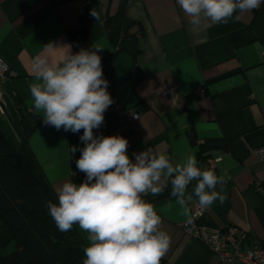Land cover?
Wrapping results in <instances>:
<instances>
[{"label":"crops","instance_id":"crops-1","mask_svg":"<svg viewBox=\"0 0 264 264\" xmlns=\"http://www.w3.org/2000/svg\"><path fill=\"white\" fill-rule=\"evenodd\" d=\"M120 0H0V57L11 70L3 92L18 96L25 112L38 127L28 140L29 149L47 182L55 191L75 176L74 153L85 145L78 133L57 130L43 122V112L32 104L29 84L34 81L32 62L37 55L58 61L71 46L68 32L85 28L95 49L110 60L104 78L113 103L95 135H121L129 141L127 153L152 148L180 163L195 156L202 168L229 178L227 199L204 208L200 226L239 228L252 239L264 241V160L255 149L264 145V3L237 13L239 20L194 26L177 0H131L128 17L139 23L137 59L118 53L105 29L107 15H115ZM98 13L99 19L92 15ZM53 44L55 49L46 45ZM71 52L73 49L71 46ZM138 66L142 78L137 79ZM205 94L200 96L199 90ZM131 110L139 113L132 121ZM0 129L16 149L21 144L0 108ZM193 132L198 145L189 134ZM238 141L236 153L214 149L199 154L206 140ZM75 147L77 150L72 151ZM196 181L188 192L192 193ZM152 202L162 219L161 229L171 237L163 257L170 264H226L197 239L185 234L181 224L195 211L198 200L181 205L171 196V183ZM219 190V186L217 188ZM151 194V193H149ZM88 246V233L74 225Z\"/></svg>","mask_w":264,"mask_h":264},{"label":"clouds","instance_id":"clouds-1","mask_svg":"<svg viewBox=\"0 0 264 264\" xmlns=\"http://www.w3.org/2000/svg\"><path fill=\"white\" fill-rule=\"evenodd\" d=\"M194 26L208 20L227 24L239 20L237 13L260 7L264 0H177ZM92 15L99 19L93 9ZM53 44L46 45L55 49ZM69 51L58 61L37 55L32 62L34 81L29 84L33 107L43 112V122L78 133L84 147L76 160L85 174L83 182L71 179L54 191L56 202L45 203L61 232L78 224L88 233L83 264H161L171 244L161 229L162 219L154 205L143 197L159 195L171 183V196L184 205L193 196L201 208L227 199L224 187L229 178L202 168L195 156L180 163L152 148L127 153L129 141L121 135H95L112 105L109 82L104 78L100 49ZM77 149L72 148L75 152ZM196 181L192 193L189 185ZM219 186V190H217Z\"/></svg>","mask_w":264,"mask_h":264},{"label":"trees","instance_id":"trees-1","mask_svg":"<svg viewBox=\"0 0 264 264\" xmlns=\"http://www.w3.org/2000/svg\"><path fill=\"white\" fill-rule=\"evenodd\" d=\"M130 1L120 0L117 13L105 17L104 29L116 54H127L136 60L143 29L128 17ZM68 38L73 54L81 48L95 49L83 27L69 31ZM98 54L102 58L104 75L110 60ZM135 69L140 80L143 75L138 66ZM10 98L20 116L28 143L39 121L35 120L33 114L24 111L23 102L18 96ZM189 139L194 146L198 145L193 132L189 134ZM238 145V141L206 140L199 146V154L214 149L237 154L235 146ZM165 191L143 198L152 203L161 198ZM48 200L55 203L26 151L22 146L16 150L0 129V264H83L86 258L84 252L71 230H58L45 206ZM161 264L170 263L162 258Z\"/></svg>","mask_w":264,"mask_h":264},{"label":"built area","instance_id":"built-area-1","mask_svg":"<svg viewBox=\"0 0 264 264\" xmlns=\"http://www.w3.org/2000/svg\"><path fill=\"white\" fill-rule=\"evenodd\" d=\"M11 77V70L3 58L0 57V97L4 94L2 85ZM198 94L203 96L204 90ZM128 116L132 121L139 118V113L131 110ZM259 160H264V145L255 149ZM78 180L84 178L81 172H76ZM204 208L196 205L190 218L181 224L183 232L208 247L213 254L226 264H264V241L252 239L249 234L239 228L229 226L224 229H210L200 226L199 217Z\"/></svg>","mask_w":264,"mask_h":264},{"label":"water","instance_id":"water-1","mask_svg":"<svg viewBox=\"0 0 264 264\" xmlns=\"http://www.w3.org/2000/svg\"><path fill=\"white\" fill-rule=\"evenodd\" d=\"M0 108L2 109L5 117L7 118L8 122L10 123V125H11V127L13 129V131L15 132V134H16V136H17L22 148L26 151V153L30 157L33 165L35 166V168L38 171L40 177L43 179L46 187L48 188L51 196L53 197L54 201L56 202V198H55L53 189L51 188V186L47 182L45 176L41 172L36 160L34 159L32 153H31V151L29 149L25 134L23 132L20 116H19L17 110L15 109V106H14L10 96L8 94H6V93L2 94V96L0 97ZM80 154H81L80 150H77L74 153V166H75L76 169H77L76 160L79 159ZM71 232L74 235L77 243L81 247L82 251L84 252L86 246L83 243V241L81 240V238L79 237V235H78V233H77V231H76L74 226H73ZM84 254H85V252H84Z\"/></svg>","mask_w":264,"mask_h":264}]
</instances>
